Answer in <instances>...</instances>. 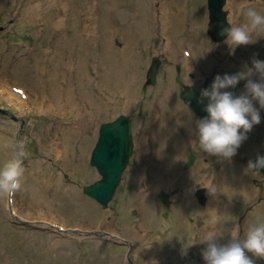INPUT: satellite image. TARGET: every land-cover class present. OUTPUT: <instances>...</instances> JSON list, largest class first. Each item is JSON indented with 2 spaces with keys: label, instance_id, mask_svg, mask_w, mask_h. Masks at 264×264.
<instances>
[{
  "label": "rangeland",
  "instance_id": "rangeland-1",
  "mask_svg": "<svg viewBox=\"0 0 264 264\" xmlns=\"http://www.w3.org/2000/svg\"><path fill=\"white\" fill-rule=\"evenodd\" d=\"M118 1L121 0H110V17L115 16L117 24L111 28L109 41L113 50L121 51L130 40L127 33L122 34L121 23L125 19L120 10L124 7L119 6ZM85 2L88 0H0V78L5 69H10L7 81L19 85L25 89V93L31 94L38 91L37 86L43 85L42 79H45L48 85V78L53 73L60 72L59 66H64L66 74H70V68L79 64L81 37L93 33L94 26L95 34L98 35V21L97 24L93 23L94 26L90 23L91 26L86 28L82 23L86 15L83 7ZM237 2L240 6L247 5L245 8H253L258 4L263 9L257 11L264 14V0ZM173 3L175 11L184 13L192 23L189 27L176 30L172 40L166 37L158 40L159 44L169 42V46L180 49L175 53L155 50L154 40H149L150 36H146V31L151 30L152 25L148 13L142 9L143 6H139V11L134 13L136 20L141 18L140 23H143L145 31L139 33L137 40L132 41L133 49L126 50L125 58H115L113 65L120 69L126 68V81L113 79L109 89H105L111 104L99 114L95 132L91 131L89 140L82 145L75 142L68 146L69 157L75 152L77 155L81 150L85 152V166H77V160L67 164L57 161L58 154L62 151L55 154L50 149L51 152L47 153L45 144L51 137L50 124L59 122V126L64 127L59 117L36 109L22 110L15 102L9 100L0 88V167L12 158L21 144L26 153L23 158L25 173L22 190L15 194L13 202L11 199L0 198V264H94L98 256L105 258L103 264H206L204 260L191 258L189 251L195 249L197 254L203 252L206 244L200 243L199 240L208 231L214 230L217 236H221L218 241L225 244L230 241L233 233L242 239L244 226L250 227L255 223L264 222V174L247 170L248 162L253 161L258 151L264 147V116H261L263 112H259L262 118L260 123L253 126L236 155L230 160L225 159V170L219 169L220 161L217 159L222 157L209 155L194 146L198 144L196 122L203 118L180 97V85L176 81L177 64L183 66V79L201 90L209 89L217 75L222 77L233 73L223 67L225 54H217V47L224 42L216 43L208 34V0H173ZM158 4L156 2V6H159ZM57 7L62 8L61 12L57 11V28L59 25L63 29V35L66 34V43L63 46L60 45V39L63 37L55 33V19L49 25L43 20L45 11ZM181 8L184 10L181 11ZM90 15L93 16L91 13L87 14L89 17ZM244 18L243 11L237 12L233 21L238 24ZM135 23L138 25V22ZM156 24L158 26L157 18L154 20L152 31H156ZM194 24L195 29L192 28ZM252 38L257 41L246 45L250 48L249 56L264 61V32L253 33ZM100 47L101 40L97 37L93 40L92 47L95 56ZM184 47L194 53L196 59L194 57L186 61L181 54ZM242 47L243 45L237 47L235 53L245 63L246 59L241 57ZM206 49H210V52ZM72 50L74 53L70 54ZM154 56L161 57L163 63L157 83L149 85L146 76ZM236 56L232 55L234 59ZM20 59L23 60L25 69L22 74L17 72L16 76L12 73V66ZM97 63L96 61L91 67L96 68ZM191 73L194 77H191ZM252 79L254 82H260L258 75ZM246 83L247 80L238 83L243 85V93L246 91ZM127 84L129 86H126ZM75 86L76 83L70 88L71 95L76 105L82 107L83 99L77 98L79 93L76 92ZM95 87L93 83L83 85L81 92L85 97L84 102L88 103L87 94L93 95L90 96L93 103L96 101ZM126 95H131L132 98L128 102V108L124 109ZM160 101L165 105V109H162ZM61 102L66 104L65 101ZM121 113L133 119L135 153L113 200L105 209L96 199L84 192L83 185L101 177L97 168L90 163L101 124ZM71 116V112L62 114L67 125L71 123ZM154 118H157L158 122L152 125ZM156 134L157 144L152 138ZM177 134L183 135L184 139L175 137ZM141 142L145 143L149 154L158 149L165 152L163 175L172 172L169 176L172 179L176 180L179 175L183 177V182H176L172 191L170 186L162 183L157 185L155 199L148 208L147 218L144 216L145 209L136 197L145 184L144 176L138 175L141 161L137 159V154ZM191 152L197 154V159L190 169H185L184 164ZM173 156L179 160L177 165L171 159ZM244 156L247 157L246 160ZM215 164L218 166L213 170L211 165ZM223 171L229 176V180L233 179L234 182L229 193L225 194L228 197L223 200L225 217L217 222L213 229L209 223L206 224L207 219L202 210L213 196L209 189L212 175L218 174V183ZM35 182H46L51 186L47 194L51 199L50 207L38 200L40 196L33 198L28 192L30 184ZM197 182L207 186L209 194H212L204 207L196 203L194 193ZM183 186L184 191L181 189ZM73 187L79 190V200L76 199ZM161 190L169 193V205L158 196ZM42 195L47 196L44 192ZM83 203H88L97 213L96 220L101 218L98 214L107 213L102 218L110 222V227L101 228L92 223L94 213L92 210L85 212L81 206ZM12 204H15L22 214L12 215ZM249 206L250 210L247 209ZM217 208L218 206L215 209ZM139 218L147 220L146 229L151 237L147 250L141 247L139 236L128 234L130 229L138 227ZM199 218L204 220L200 226ZM52 219L68 230L59 231L57 226L50 224ZM87 222L90 226L86 228ZM76 224L82 226L77 228ZM238 226L241 228L240 232H236ZM86 232L89 234H85ZM136 244H139L141 250ZM247 255L254 260V264H264V259L256 258L251 253Z\"/></svg>",
  "mask_w": 264,
  "mask_h": 264
},
{
  "label": "bare ground",
  "instance_id": "bare-ground-1",
  "mask_svg": "<svg viewBox=\"0 0 264 264\" xmlns=\"http://www.w3.org/2000/svg\"><path fill=\"white\" fill-rule=\"evenodd\" d=\"M156 2L159 3V6H156ZM116 3V2H115ZM114 3V4H115ZM119 3V6H123L124 8L120 10L121 16L125 19L121 23V26H123L122 34L127 33L128 39L130 42L125 46V48L121 51H116L113 50V47L110 44L109 41V33L111 32V28L116 26L117 22L115 21L114 17H110V12H111V6H110V0H88V2H85L83 4V7L86 10V15L83 17V25L84 27H90V23L93 25L95 22L97 24L98 28V35L95 34V26L93 28V33H88L87 35H84L80 39V49H79V55H80V60L78 66H72L70 68V74H66L64 66H59L60 72L59 73H53L51 77L48 78L47 84L45 82V79H42L43 85H39L38 91L36 93H31L27 94V98L23 99L20 94L15 92L12 87L9 85V81H7V74L8 70L10 69H5L3 71L2 77L0 78V88L1 91L4 92L9 100L12 102H15V105L17 107H20L22 110L24 109L25 105H28L29 109H36L37 111H40L45 114H50L57 116L61 119L62 123L64 124L63 128L59 125L61 123L57 122V124L51 123L50 124V140L45 144L47 153H50V149L53 150V153H60L58 154L59 158L57 161L63 162L65 164L69 162H75L74 160H77L76 165L77 166H85V152L81 150L80 153L76 155V152L72 157H69L68 149L70 143H78L80 145L83 144V142H87L89 139L88 137H91V131L95 132V126L96 123L99 119V114L103 109L106 107L110 106L111 104V99L109 96H106V90L109 89L110 85L112 84L113 79L121 80L123 82L126 81L127 76L124 74V69H120L118 67H113L115 63V58H125L126 50L130 48L131 50L133 47L131 46V43H133V40H137L139 33H143L145 31L143 23L141 22V18H138L136 20V16L134 13H137L139 11V6H143L142 9L146 10V14L148 13L150 17V22H152V25L150 26L151 30L146 31V36H150V39L154 40V48L155 50L160 49L166 50L167 52L174 53L176 51H180V49H176L175 47L169 46V42L166 44H159L158 40L161 39L162 37L168 38V40L173 39V33L183 27H189L190 24H192L189 19L186 17L184 13L181 12H176L174 8V3L173 0H121L118 1L117 4ZM230 3L235 6V0H230ZM247 6V5H245ZM117 7V6H116ZM255 10H260L263 9L260 7L258 4H255L253 7ZM181 11L184 10V8L180 9ZM246 11V8L243 9ZM57 11L61 12L62 8H50L49 10L44 12L43 15V20L47 25L51 24L54 22L55 19V33L61 35L63 39H60V45L63 46L66 43V39L63 35V29L60 28L58 25L57 28ZM66 12H68V9H66ZM88 13H91L93 16L90 15L87 16ZM236 10L233 11V18L236 16ZM60 14H58L59 17ZM157 18V23L156 24V31H152V28L154 26V20ZM143 19V18H142ZM177 20H179L177 22ZM138 22V25H136ZM245 22V18L239 22L238 24H242ZM195 24L193 25V29ZM81 35V34H80ZM66 37V36H65ZM80 37V36H79ZM99 37L101 40V47L98 50L97 56L94 55L92 47H93V40L95 38ZM58 44V46H60ZM68 46V45H67ZM228 46L226 44H222L217 47V53L218 55L225 54L227 55V58L225 59V63L223 64V67L229 70L231 73L237 74L241 71L245 70V66L247 67H252V61L253 58L252 56H249L250 48L246 47L243 45L242 47V52H241V57L245 58L246 62H243V59L236 56L235 54H227V48ZM75 48L73 47V50ZM73 50L71 51L70 54H73ZM207 52H209L208 49H206ZM181 54L184 56V49H181ZM180 54V55H181ZM136 55V54H135ZM231 55H235L236 58L235 60L231 59ZM196 55L194 53H191V59H193ZM184 59L186 57L184 56ZM258 59V58H254ZM188 60V59H186ZM260 60V59H258ZM97 63L96 68L91 67L93 63ZM263 61V60H260ZM14 63V60L11 61V64ZM73 63H75V60H73ZM13 71L12 73L17 76L18 74H22L24 72L25 67L23 66V60L20 59L18 62L14 63ZM39 71V70H38ZM255 76V75H254ZM254 76L252 78H254ZM45 78V77H44ZM41 82V80H40ZM96 82V83H95ZM76 83V92L78 91V99H83V106H77L75 103V100L73 99L71 95V87H73ZM91 83L95 84L96 87V92H95V99L96 101L93 103L92 98L90 96H93L92 94L86 95L87 102L85 101V97L83 96L81 89L83 88V85H91ZM120 85V83H119ZM126 86H129L128 84ZM128 99L126 100V98ZM125 100H124V109L128 108V102L131 100L132 96L131 95H126ZM62 101H65L66 104H63ZM162 109L164 108V104L162 101L159 102ZM55 104V105H53ZM254 107L257 108L259 112H263L261 115L262 117L264 116V109L260 108L259 103L253 101ZM83 109L87 111H83ZM21 110V111H22ZM66 112H71L72 113V120L69 125H67V122L64 121L62 114ZM261 118V117H260ZM262 119V118H261ZM158 120L157 118L153 119L152 125L157 123ZM66 123V124H65ZM160 127V126H159ZM159 130V129H158ZM95 134V133H94ZM181 134V132H180ZM177 134L175 137H180V139H184L183 135ZM94 136V135H93ZM92 136V137H93ZM154 140H158L157 134L152 137ZM155 144L158 143L154 142ZM72 148V147H71ZM166 154L163 151H159V149L152 154H149L147 152V146L145 145L144 142H141L139 144V151L137 154V159L141 161L139 163L138 167V175L144 176L145 178V184L143 188H141L137 194L136 197L139 200V203L142 208L145 209V218L148 217V208L151 204V202L155 199V189L159 183L164 184L165 186H170L171 191L174 189V185H176L178 181L181 180V177H177V179H172L170 174L172 172L166 173L163 175L164 171L162 169L163 167V162L166 161ZM173 163L177 165L178 163V158L173 156L171 158ZM223 169H227V165L223 167ZM99 172V171H98ZM163 173V174H162ZM100 174V173H99ZM217 178L214 179V182L212 184V189L214 191V198L213 201L209 203V205L202 211L203 213L205 212L208 216V218H211L212 216H216L215 214V205L221 204L222 200L220 199V196L222 194L221 192L216 195L217 191V183H215ZM172 182H174L172 184ZM233 179L229 180V176L227 177V174L225 172V179L221 183L222 186L224 187V191L229 193V189L232 188L233 186ZM212 183V182H211ZM210 183V184H211ZM172 184V185H171ZM242 186V185H241ZM50 187L46 182L40 183V182H35L34 184H30L28 188V192L30 195L34 198L35 196H40L38 197L39 201H43L46 203V206H49V202L51 201L50 196L47 195L50 191ZM185 187V186H184ZM73 191L76 192V199H80L81 195L79 193L78 188L73 187ZM56 190H59V188H56ZM45 193L47 196H43L42 193ZM74 199V197H73ZM223 205V203H222ZM82 208L84 209L85 212H88L90 210L93 211L94 217L91 219V222L94 223L95 225H98L101 228H108L110 227V222L106 221V219L102 218L103 216H106L107 213L103 214H98L100 216L101 220L98 219L96 220L95 216H97V213L91 208V206L88 203H83ZM15 207V208H14ZM94 207V206H93ZM12 208L14 211H17L18 208L15 206V204H12ZM78 208V206H77ZM143 209V210H144ZM151 212V210H150ZM204 213V214H205ZM22 214L21 210H18L17 215ZM152 215H154L151 212ZM13 215V214H12ZM140 220L139 218V224L136 229H130L128 231V234L132 235H137L140 237L141 241V247L144 250H147L148 247V242L150 240V235L148 234V231L146 229V224L147 220L146 219ZM54 219L50 220L49 222L52 223ZM90 222V221H89ZM88 223V222H87ZM78 226L80 224H76ZM82 226V225H80ZM90 224H85V227H89ZM248 228L245 229L244 234L242 236V239L244 238L245 232ZM143 231H146V233H142ZM205 231V230H204ZM85 234H89L86 232ZM89 238V236L87 237ZM219 242V241H218ZM98 243H100L98 241ZM221 243V242H219ZM137 247H139V244H136ZM140 249V247H139ZM141 250V249H140ZM105 258L98 256L95 258L94 264H103Z\"/></svg>",
  "mask_w": 264,
  "mask_h": 264
},
{
  "label": "clouds",
  "instance_id": "clouds-1",
  "mask_svg": "<svg viewBox=\"0 0 264 264\" xmlns=\"http://www.w3.org/2000/svg\"><path fill=\"white\" fill-rule=\"evenodd\" d=\"M246 6L242 5V10ZM227 24L230 27L222 28L220 35L226 36L224 43L229 47L230 54H234L237 47L255 43L253 33L264 32V14L252 7L243 11L245 22L236 24L228 8ZM258 75L260 82H254L252 77ZM241 80H247L246 91L240 96H234L229 88H235ZM208 99L205 111L208 115L196 122L198 147L209 155H215L230 160L237 153L242 142L254 125L260 123V113L254 107L253 101L264 109V61L253 59L252 67L245 66V70L234 75H217L209 89L201 91V100ZM26 153L21 144L19 150L11 159L0 167V198L12 199L22 190L25 169L23 158ZM264 168V156H258L256 161H249L247 170ZM206 187V186H205ZM210 189V188H209ZM211 190V189H210ZM212 191V190H211ZM213 192V191H212ZM214 193V192H213ZM218 216H212L209 226L219 221ZM214 230L200 238L199 242L206 244L202 256L206 264H254V257L264 259V222H258L249 227L244 238L233 233L228 243L221 244Z\"/></svg>",
  "mask_w": 264,
  "mask_h": 264
},
{
  "label": "water",
  "instance_id": "water-1",
  "mask_svg": "<svg viewBox=\"0 0 264 264\" xmlns=\"http://www.w3.org/2000/svg\"><path fill=\"white\" fill-rule=\"evenodd\" d=\"M224 4L225 0H209L211 22L208 31L215 41L225 39L226 36H221L220 32L222 28L230 27L227 24L226 12L223 11ZM160 62L161 60L158 57H154L148 71L147 83L154 84L156 82ZM177 81L182 85L181 96L183 99L186 102L191 99V105L201 116L208 115L204 110L208 104V99L204 98L203 103H201V93L194 86L185 84L180 76L177 77ZM227 91L238 97L242 94V86L237 85L235 88L227 89ZM134 146L132 120L129 116L121 114L114 120L101 124L99 138L93 148L90 160V163L97 168L101 177L91 184L83 185V189L86 194L99 201L104 208L108 206L122 181L123 174L133 154ZM258 156H264V148L260 150ZM192 163L193 157H190L189 163L185 167L188 168ZM259 170L264 172V168ZM204 190L201 189L197 193L201 200L205 199ZM160 196L165 202H168L165 194L161 193Z\"/></svg>",
  "mask_w": 264,
  "mask_h": 264
},
{
  "label": "flooded vegetation",
  "instance_id": "flooded-vegetation-1",
  "mask_svg": "<svg viewBox=\"0 0 264 264\" xmlns=\"http://www.w3.org/2000/svg\"><path fill=\"white\" fill-rule=\"evenodd\" d=\"M194 251V250H193ZM195 252V251H194ZM194 258H196L198 261L202 260V257L199 255H196V253H194V256H192Z\"/></svg>",
  "mask_w": 264,
  "mask_h": 264
}]
</instances>
